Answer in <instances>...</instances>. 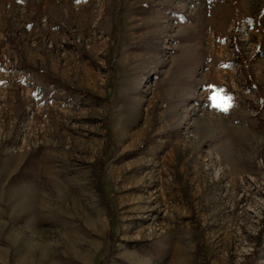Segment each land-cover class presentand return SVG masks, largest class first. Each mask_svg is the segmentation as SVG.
<instances>
[{"label":"rangeland","instance_id":"1","mask_svg":"<svg viewBox=\"0 0 264 264\" xmlns=\"http://www.w3.org/2000/svg\"><path fill=\"white\" fill-rule=\"evenodd\" d=\"M0 264H264V0H0Z\"/></svg>","mask_w":264,"mask_h":264},{"label":"snow or ice","instance_id":"2","mask_svg":"<svg viewBox=\"0 0 264 264\" xmlns=\"http://www.w3.org/2000/svg\"><path fill=\"white\" fill-rule=\"evenodd\" d=\"M213 99H215V97H213Z\"/></svg>","mask_w":264,"mask_h":264}]
</instances>
